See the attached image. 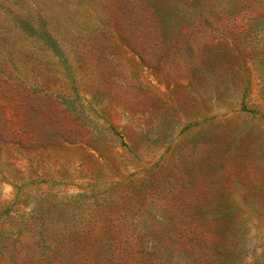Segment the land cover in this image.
Returning a JSON list of instances; mask_svg holds the SVG:
<instances>
[{
  "label": "rangeland",
  "instance_id": "obj_1",
  "mask_svg": "<svg viewBox=\"0 0 264 264\" xmlns=\"http://www.w3.org/2000/svg\"><path fill=\"white\" fill-rule=\"evenodd\" d=\"M0 264H264V0H0Z\"/></svg>",
  "mask_w": 264,
  "mask_h": 264
}]
</instances>
